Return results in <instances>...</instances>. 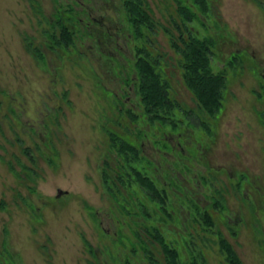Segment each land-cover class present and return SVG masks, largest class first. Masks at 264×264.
I'll return each mask as SVG.
<instances>
[{"label": "rangeland", "instance_id": "374dc122", "mask_svg": "<svg viewBox=\"0 0 264 264\" xmlns=\"http://www.w3.org/2000/svg\"><path fill=\"white\" fill-rule=\"evenodd\" d=\"M146 1L172 29L177 2L191 0ZM207 3L205 12L192 5L199 18L188 26L212 38V68L225 73L216 114L184 84L168 34H150L186 111L173 128L142 112L138 40L122 0H0V264H153L144 248L166 264L144 229L150 225L184 264H228L218 232L243 264H264V0ZM57 17L74 32L65 47L51 40ZM107 129L141 147L135 165L167 191L166 213L132 182L117 192L119 155ZM105 161L115 194L103 182ZM196 206L211 214L212 227Z\"/></svg>", "mask_w": 264, "mask_h": 264}, {"label": "trees", "instance_id": "16d2710c", "mask_svg": "<svg viewBox=\"0 0 264 264\" xmlns=\"http://www.w3.org/2000/svg\"><path fill=\"white\" fill-rule=\"evenodd\" d=\"M257 1L261 3V0ZM192 5L200 12H205L208 7L207 0H191L189 4L185 1H178L176 7L178 20H172V29H175L173 31L166 25L162 26L153 17L146 0H122V8L126 20L133 37L138 40L134 45L136 54L134 59L135 91L139 97L142 112L151 123L158 121L176 128L177 124L183 120L178 118L177 113L186 112L172 96L169 82L161 71V58H163L164 54L160 53V49L156 50L153 47L154 40L150 34H155L160 27L168 34L169 45L178 54V63L182 70L183 82L199 103L200 108L208 115H214L222 106L223 91L226 83L225 73L222 69L215 71L212 68V38L209 36L199 37L189 29L188 22L199 18ZM56 24L59 27V34L52 33L50 35L52 42L63 47L73 43L74 32L70 29V26L60 18L57 19ZM38 54L40 57L42 56L41 52H38ZM261 86L264 88V83H261ZM126 111L131 117L135 118V114L130 109H126ZM260 119L264 125V108L260 111ZM107 134L109 135L111 146L116 149L115 151L119 156L117 157V173L113 176L110 174L111 167L109 163L107 161L104 162L102 177L106 188L112 194H115L110 184L111 179H109V176L114 178L117 192H119L117 184L123 186L124 183L130 184L132 182L138 185L139 189L151 201H154L163 213H166L167 191L157 185L154 179L142 171L138 165H135L143 157L141 147L133 140L120 137L117 132L110 129H107ZM123 174H125L126 179L123 178ZM140 203L142 205L140 214L146 215L147 209L141 201ZM214 204L218 205L220 202L215 200ZM196 211L207 224V229L208 226H213V218L207 210L196 206ZM167 214L169 215V213ZM144 229L160 246L166 264H184L183 261L179 260L177 248L165 239L159 227L150 225L145 226ZM218 236L219 250L228 264H243L232 243L223 237L220 232H218ZM144 249L149 261L153 264H161L155 259L151 249Z\"/></svg>", "mask_w": 264, "mask_h": 264}, {"label": "water", "instance_id": "95a60500", "mask_svg": "<svg viewBox=\"0 0 264 264\" xmlns=\"http://www.w3.org/2000/svg\"><path fill=\"white\" fill-rule=\"evenodd\" d=\"M64 192H65V189H62V188L58 187L57 190H56L55 195L56 196H60Z\"/></svg>", "mask_w": 264, "mask_h": 264}]
</instances>
